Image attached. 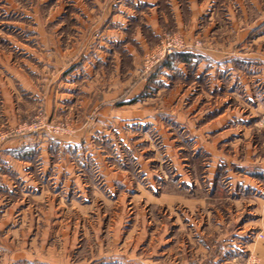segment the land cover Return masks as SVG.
I'll use <instances>...</instances> for the list:
<instances>
[{"label": "rangeland", "instance_id": "374dc122", "mask_svg": "<svg viewBox=\"0 0 264 264\" xmlns=\"http://www.w3.org/2000/svg\"><path fill=\"white\" fill-rule=\"evenodd\" d=\"M77 2L75 9L69 0H0V150L11 143L21 153L8 163L0 157V164L16 167L24 161L30 169L24 177L34 183L21 190L15 175L7 174L16 188L0 193V264L196 260L195 245L190 247L186 232L177 231L180 222H174L186 209L163 199H200L193 191L205 185L201 172L213 161L215 182L225 185L236 172L241 182L264 186V0H156L157 32L136 21L123 43L128 51L109 46L107 63L95 67L92 77H80L75 94L53 113L52 66L42 70L36 47L26 48L27 57L8 39L27 35L15 30L17 25L39 22L52 38L44 55L57 48V72L64 70L95 50V44L88 50L92 31L85 30L90 21L81 14L92 5ZM199 6L213 9V15L193 16L191 8L200 11ZM54 23L61 27L52 31ZM214 56L230 60L214 64ZM44 61L52 63L48 56ZM182 62L186 79L165 68ZM44 84L41 99L23 89ZM139 90L138 99L149 98L152 107L135 111H155L161 127L100 126L98 113L107 119L108 105L121 106ZM175 103L182 107L173 111ZM176 117L186 122H174ZM186 180L193 186L188 198L180 195ZM247 257H236L233 264Z\"/></svg>", "mask_w": 264, "mask_h": 264}, {"label": "crops", "instance_id": "0c3cea01", "mask_svg": "<svg viewBox=\"0 0 264 264\" xmlns=\"http://www.w3.org/2000/svg\"><path fill=\"white\" fill-rule=\"evenodd\" d=\"M69 1L72 2V5L75 6L76 9V5H78L77 0ZM87 1H90L92 6L84 7L85 10H82L81 14L84 16V18H86L87 21H90L87 22L86 25L84 24L85 30L92 31V35L89 40L90 43L88 42L87 44L90 45L88 50H90V47L93 44H95V50L93 54L89 53L88 55V53L85 52L83 55H79V57L64 70L57 72L60 69L56 62L59 51H57V48H54L51 54L44 55V48L47 47L49 40L52 38H49L50 35L46 33L47 30L45 26L41 25L39 22H34L35 25L32 27L25 25L24 23L17 25L15 30L20 31L21 33L27 32V35L23 38H20V40H13L12 38L8 39V44L15 47H20L21 53H25L27 57L30 55L28 52L29 46L31 45L32 47H36L37 51L35 58L38 63L41 62L43 65L42 70L52 66L54 70L53 77L55 80L52 86L53 96L55 97L53 103V113L55 111L57 112L58 110L61 111L63 104L66 103L64 101L67 99V97H71V95L75 94L74 87L80 77L84 79L92 77L93 69L95 67L100 68L104 63H107V55L110 53L109 46L112 45L113 48L116 49L119 47H125V44L123 43L126 41V34L130 28L135 25L136 21H144V25L147 30L150 31V33L155 34L157 32L156 28L158 26L156 21V0H111L106 2L104 5L100 4L97 0ZM203 4L204 3H202V5ZM93 6L96 7L95 11H100V14L97 12L99 14V18H96V15L92 16L94 11ZM199 7H201L200 11L199 8L195 10L191 8V14H193V16L197 14L202 17L207 15V12H210L208 14L213 15V9H206L205 6ZM138 11L139 13H137ZM145 12H147L148 15L139 16ZM70 20L76 21V17L70 18ZM194 20V17H192L189 24L194 25ZM60 27V23H54L51 30H58ZM80 30L84 29L82 28ZM132 40L138 41V37H134ZM31 42L32 44H30ZM124 49L128 51L127 48ZM46 56H48V60L52 59L51 64H46L44 61ZM228 60H230V58ZM228 60L222 61V58H215V56L212 59L214 64L225 61L228 62ZM184 63L185 62H182L181 65H178L175 68L173 65L171 67L167 66L165 68L174 69L175 71H172V74H174V72H178V77L186 79L185 74H183ZM42 70L39 71L41 72ZM39 71H36L37 75H39ZM169 73L171 72H168V75H170ZM199 75L200 71L196 70L195 76L198 77ZM14 76H16V74ZM160 80L164 81V78L160 77ZM163 83L165 85L167 84L166 82ZM30 88L33 87H23V89H27L25 90L26 93L41 99L39 98V95H41L40 93H45L44 91L48 87L45 86V84L41 87L39 86L36 88V92ZM61 89L66 93H62L63 96L59 97L58 95ZM139 95L140 90L137 91L133 96L126 97L120 103L122 104L121 106H116L114 104L108 105L110 109L107 110L111 113L109 115L110 117L106 116L107 119H105V116H103L105 112L103 113L102 111L98 113V115H101V117L96 118L100 121V126H104L106 128L108 126L111 128H124L129 124L143 126L148 124L154 126V128L161 127L162 124H158L160 121L159 115L155 111L147 113H141L140 110L135 111V109H141L143 106L145 107V110H148V108L151 109L152 107V105L148 104L146 101L149 98L138 99ZM174 105L177 104L175 103ZM180 107H182V104H178L177 107L174 106L172 110H179ZM125 109H133L134 112H126L127 110ZM183 109L187 112L189 110V106L186 108L183 107L182 110ZM5 115L6 117H9L7 114ZM198 119L199 118H197V120ZM174 122L180 123L186 121L182 120L180 117H176V121ZM199 139L200 137H198V140ZM37 147V149H39V145ZM17 153L19 152L16 151V146H13L11 143H6L2 151L0 150V157H4L3 163H8V159L11 157V155L15 156L14 158H18ZM42 153L43 152L40 151L41 155ZM22 160L23 158H21L20 161ZM22 162H20L21 165L16 167L10 166V163L4 166L0 164V193H10L16 188V186L13 185L14 182L8 176L9 174L15 175L14 179H16V182H19L18 185L20 186L21 190L25 189L29 185H34L32 181H29V177H24L30 174V169L28 165H23L24 163ZM213 162L208 164L207 167L204 168V171L201 172L205 175V179L207 180L205 185H201V187L196 188V190L193 191L195 196L197 195V192L201 194L200 199H180L176 198V196H172L174 198L172 200L163 199L166 203H169L170 201L169 206L178 204L182 205V208L186 209L185 212L179 211V213L175 215L174 222H180V228H177V231L183 230L186 232L185 235L190 247L195 245L193 254L197 259L194 260L191 258L190 261L187 263L183 262V264H233L234 258L241 257L246 254H249L250 258L255 261V264H264V186H258L257 184L254 185L248 181L241 182V180L235 176V174H237L236 172L229 174L228 177L231 180L225 183V185L221 184L219 181L215 182L213 180V175L215 173L216 164ZM182 169L183 168H179L178 170L180 175L184 174ZM183 179H186V177H183ZM185 183L186 184L183 186L186 189H180V195H183V197H187L190 193V188L193 187L191 184H188L190 181L188 182L186 180ZM252 192H254L253 199L251 197V194H253ZM250 205L252 209L250 208ZM196 206H198L200 211H198L199 213L194 214L191 209ZM243 206L248 209L247 213H239V210H241ZM172 237H174V235L171 236L170 239ZM185 248L186 247L183 248V254L186 253H184ZM2 249L6 251L5 248ZM190 256L192 257L193 255L190 254Z\"/></svg>", "mask_w": 264, "mask_h": 264}, {"label": "built area", "instance_id": "2783aa9c", "mask_svg": "<svg viewBox=\"0 0 264 264\" xmlns=\"http://www.w3.org/2000/svg\"><path fill=\"white\" fill-rule=\"evenodd\" d=\"M168 53H169V52H168ZM239 264H255V261L252 260V259L250 258V256H249V257H247L242 263H239Z\"/></svg>", "mask_w": 264, "mask_h": 264}, {"label": "trees", "instance_id": "16d2710c", "mask_svg": "<svg viewBox=\"0 0 264 264\" xmlns=\"http://www.w3.org/2000/svg\"><path fill=\"white\" fill-rule=\"evenodd\" d=\"M180 57H181V55H180ZM180 60H181V61H185V57L182 56V57L180 58ZM167 66H168V67H171V66H172V63H168Z\"/></svg>", "mask_w": 264, "mask_h": 264}]
</instances>
